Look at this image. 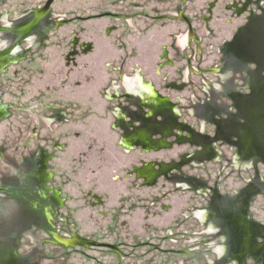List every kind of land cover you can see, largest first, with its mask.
<instances>
[{"label":"rangeland","instance_id":"374dc122","mask_svg":"<svg viewBox=\"0 0 264 264\" xmlns=\"http://www.w3.org/2000/svg\"><path fill=\"white\" fill-rule=\"evenodd\" d=\"M44 1L0 0V186L13 193L17 161L64 201L40 228L24 202L0 195V242L33 264H162L168 250L179 264H264V0L167 1L190 36L184 21L154 19L155 0H56L16 37ZM120 9L133 28L83 19ZM162 46L174 66H159ZM160 192L172 208L144 220L139 199ZM64 232L120 251L65 246Z\"/></svg>","mask_w":264,"mask_h":264},{"label":"flooded vegetation","instance_id":"af4514ba","mask_svg":"<svg viewBox=\"0 0 264 264\" xmlns=\"http://www.w3.org/2000/svg\"><path fill=\"white\" fill-rule=\"evenodd\" d=\"M45 1H44V3H45ZM55 1L56 0H54L51 3L50 8H49V10L47 12H44V13H42V12L40 13L39 12V9L44 5V3L39 8L34 9L33 12H32V16L28 19V20H30V24L28 25L29 27L27 26L25 28L24 32L21 30V27L24 26V25H19L18 24L19 26H17V27L14 26V27H16L15 29H13V33L15 34V36H16V34H20V32H21L22 35L28 34L27 31H29L30 28H32L35 23H37L36 25L38 27L40 21H42L44 18H46V17H48L49 15L52 14L51 6H52V4ZM123 1H127V0H115V1H113V3L111 5L112 6L113 5L122 6ZM155 1L157 3H159V4H161V7H160V9L154 8L152 10V12H161V13L159 15H157L154 19L164 20L165 21L168 18H172V19H174L176 21H184L187 24V26H188V34H189V36L192 35V33H194V30H192V32H191L190 29H189V28L192 29L191 24H190L191 20L188 17H186L185 15H183V11L180 8H178L177 6H174V5L165 6L167 1H172V0H155ZM128 2H129L128 4L133 6V7H134V3H136V2L132 3V2H130V0ZM146 2H148V0ZM179 2L181 3V0H179ZM183 2H184V0H183ZM215 2H217V0H215ZM139 5L144 6V3L142 2V4L140 3ZM136 6H138V3H136ZM142 6L140 8H142ZM211 7H213V4L211 5ZM140 15H141V13H140ZM95 16L96 17H102V16H110V17H112L114 19V21L116 22V24L114 26H112L111 28H109L110 30L116 29L118 27V23L117 22H120L122 20L125 22V24L128 27H130V28L134 27V25H133L134 19L132 18L133 15L131 13H128V12L124 13L122 11V9L118 10V12H104L101 15H89V16L84 17L83 19H89V18L95 17ZM38 21H39V23H38ZM52 25H53V23L49 24L48 26L51 27ZM134 30L136 31V29H134ZM16 37H18V36H16ZM18 40L20 41V38ZM187 45L188 44H187V39H186V42L184 43V47H186ZM82 46H85V44H82ZM13 47H15V43H13L12 48ZM166 47L167 46H162L161 47V51H160L159 59L162 60V63H159V66L162 67V68L164 66H167V65L168 66H174L172 61H167L168 58H167L166 54H167L168 51H166ZM87 52H89V49L85 48L83 50V53H87ZM74 54H77V53L74 52V53H71L70 55H74ZM135 55L136 54H134L132 56H135ZM3 62H4V64H1ZM124 62H122L118 66H115L114 65V61H108V62L104 63V66L111 67L112 70L122 72V70L124 69L123 68ZM0 64H1L0 67L3 68L5 66V64H6L5 60L1 59L0 60ZM215 69L218 71V68H215ZM131 70L132 71H141V69H137V68H134V67H132ZM186 70L188 72H192V71L193 72H197L200 69L192 67L190 64H186ZM178 71H180V70H178ZM97 80H99V78L96 75V76L93 77V81L92 82H95ZM100 80H103V79H100ZM87 81L91 82V79L90 80L88 79ZM116 82H117L116 79L112 80V83H116ZM128 83L130 84V82H128ZM64 109H67L66 112H64V115L65 114L66 115L70 114V110H69V106L68 105H65ZM131 150H134V149L132 148ZM147 150L148 149L145 148V147L143 149H141V151H143V152H146ZM171 163H162L161 165H163V164H167L168 165V164H171ZM14 165L16 166L17 172L18 171L20 172V173L18 172L19 175L14 178L15 180H13V183H14V185L16 187L14 186V190H13V193H12V191H9V189L7 187L0 186V195L4 196L5 193H9L14 198L21 200L22 202H24V205H25L24 209H25L26 212H28L29 219L40 217V218L43 219L44 223H40V225L38 224V227L42 228V226H44V228H45V226H49L50 222L48 220L49 217L47 218V216H51V213H52L53 209H58L60 207V202L61 201L63 202L64 198L62 200H58V193L54 192L52 189H50V187H48V185L46 184V180L40 179V181H39V179L31 178L26 173H24L25 166H23L20 162L14 161ZM145 186H148V184L145 185ZM126 196H127L126 197V203L128 204V206H134L135 203L134 202H130L132 197L130 195H126ZM159 196H161V198ZM149 197H151V198L150 199H148V198L139 199V201H141L142 202L141 204H143V205L146 202V205L143 208V212H142L144 220H150V216L151 215H155V214L159 215V216L163 215V213L169 212V210L172 208L171 204L165 202V200H167L168 197L166 196V193H164V192H160L158 195L149 196ZM22 198H23V200H22ZM93 199L99 201L95 197ZM163 199H164V201H160V200H163ZM99 203H100V201L98 202V204ZM155 204L157 206L153 207ZM152 207L155 208V209H152ZM40 209L42 210L41 212H40ZM121 211H123V210H117V214H120ZM123 223H125V221ZM143 224H144L143 226H145L147 228H151V224L150 223L146 222V223H143ZM36 226L37 225L35 224V227ZM205 226H206V230L208 231L207 225H205ZM128 228H129V226H128ZM67 229H66V231H68ZM75 231H77V230H75ZM194 233L195 232H193V234ZM209 233H211V232H209ZM73 234L82 235V234H80L78 232H72V233L64 232L63 236H60V237L65 238V239H71ZM193 234H190V236H188L187 240H185L183 242V245L188 249V251H192V250L195 251L196 247L198 248L199 245H202L201 244L202 241L197 240L196 235H193ZM82 236H84V235H82ZM84 237H86V236H84ZM46 239L47 238L42 239V242H44V241L46 242ZM91 239H94V238H91ZM94 240L98 241L96 239H94ZM9 241L10 240H8V242ZM98 242H103V241H98ZM61 243L64 244L65 246H68V247L69 246L70 247L71 246L72 247L73 246H77V247H97V246L69 245V244L63 243L62 241H61ZM106 243H109V242H106ZM174 243H176V240L174 241ZM7 244L8 245H5V243L3 241L0 242V264H28V263H32V261H22V258H25V257H20L17 254L16 248L18 247V245L16 246V245L9 244V243H7ZM110 244L116 245L117 249L105 248V247H99V248L109 249L111 251H114L115 253H119V251H120L119 246L116 243H110ZM132 244H137L138 245V243H132ZM143 244L148 246V248L149 247L154 248V249L158 248L157 246L153 245L152 243H150L148 241L143 242ZM167 253H168L167 255H169V257L166 260L169 263L179 264V263H177L178 261L176 262V259H175V256H174L176 254L174 253V251L168 250ZM40 258H42V257H39V259ZM45 259L52 260V258L50 256H46ZM187 260L189 262H191V260H189V259H187ZM167 261L164 262V263L161 261L160 263L166 264ZM188 261H185V262H188ZM129 263L132 264L133 262L129 261ZM183 263L184 262L181 261L180 264H183Z\"/></svg>","mask_w":264,"mask_h":264},{"label":"water","instance_id":"95a60500","mask_svg":"<svg viewBox=\"0 0 264 264\" xmlns=\"http://www.w3.org/2000/svg\"><path fill=\"white\" fill-rule=\"evenodd\" d=\"M54 0H46L44 5L39 9V12L44 13L47 12L50 8L51 3ZM190 31L192 32V29L189 28ZM60 241L63 243L69 244V245H80V246H97V247H105V248H112V249H117L116 245L106 243V242H98L95 241L94 239L84 237L79 234H73L71 239H65L62 237H58Z\"/></svg>","mask_w":264,"mask_h":264},{"label":"bare ground","instance_id":"6f19581e","mask_svg":"<svg viewBox=\"0 0 264 264\" xmlns=\"http://www.w3.org/2000/svg\"><path fill=\"white\" fill-rule=\"evenodd\" d=\"M140 135V134H139ZM142 137V136H141ZM147 143V142H146ZM155 146V145H154ZM148 147V146H147ZM164 165V164H163ZM165 166V165H164ZM161 170V169H160ZM164 170V167H163V169L161 170V171H163ZM160 172V171H159ZM153 175V174H152ZM149 178V177H148ZM59 239V238H58Z\"/></svg>","mask_w":264,"mask_h":264},{"label":"crops","instance_id":"0c3cea01","mask_svg":"<svg viewBox=\"0 0 264 264\" xmlns=\"http://www.w3.org/2000/svg\"><path fill=\"white\" fill-rule=\"evenodd\" d=\"M94 197H95V196H94ZM96 197H97V198H96ZM96 197H95L96 199L100 198V197H98V196H96Z\"/></svg>","mask_w":264,"mask_h":264}]
</instances>
